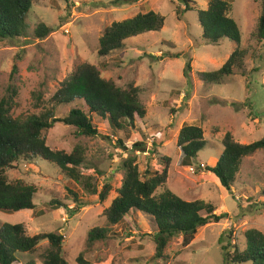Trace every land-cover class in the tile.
<instances>
[{"label":"rangeland","instance_id":"rangeland-1","mask_svg":"<svg viewBox=\"0 0 264 264\" xmlns=\"http://www.w3.org/2000/svg\"><path fill=\"white\" fill-rule=\"evenodd\" d=\"M114 1L119 4L112 5ZM188 1L193 11H182L180 0H37L26 18L25 37L0 42V99L12 98L9 114L13 119L49 110L60 83L83 63L95 66L103 79L118 87H136L146 112L141 122L123 131L111 130L106 121L93 116L98 131L94 138L77 136L74 128L54 124L44 133L47 146L66 154L81 148L84 162L79 171L84 180L72 181L44 161H19L7 172L8 180L37 188L35 208L0 212V228L22 224L31 237L61 235L68 264H80V255L88 264H223L218 244L221 234H225L222 246L227 245L231 231L229 242L239 248L245 245L244 231L256 229L264 234V209L260 206L264 148L242 160L230 194L205 170L223 152L225 134L241 145L264 138V42L257 43L252 37L264 0L229 2L228 14L241 32L245 67L234 70L222 85L204 84L199 74L220 69L236 45L229 40L205 42L197 12L206 10L209 0ZM149 11L164 18L160 31L127 39L122 50L105 58L98 56L99 38L106 28ZM41 24L51 32L37 39L34 32ZM67 112V107L60 106L54 116L60 119ZM183 125L200 127L205 141L189 167L180 164L176 147ZM119 140L128 151L136 143L144 144L145 151L134 154L143 175L166 169V182L156 195L167 189L185 201L203 200L215 214L226 213L227 217L199 229L186 247L180 237L171 240L163 261L154 258L155 225L139 212L128 214L110 228L104 241L89 248L87 234L93 228L106 227L103 211L117 196L124 176L122 162L128 152L118 145ZM104 185L111 190L107 199L100 201L98 193ZM92 189L96 195L88 192ZM54 201L61 207L52 208ZM46 249V242H42L35 253L18 255L15 264H41Z\"/></svg>","mask_w":264,"mask_h":264},{"label":"trees","instance_id":"trees-1","mask_svg":"<svg viewBox=\"0 0 264 264\" xmlns=\"http://www.w3.org/2000/svg\"><path fill=\"white\" fill-rule=\"evenodd\" d=\"M37 0H0V42L24 38L27 32L26 18ZM184 5L182 11H193L188 0H180ZM232 0H209L207 9L197 12V18L202 30V38L210 44H218L229 40L236 45L235 50L221 66L213 72H201L199 79L204 84L222 85L225 79L232 76L234 70L245 67V51L240 50L241 32L237 22L230 18L229 2ZM119 4L118 1L111 3ZM176 16L180 11L176 8ZM164 26V18L153 11L139 13L121 22H114L106 28L99 38L98 56L105 58L120 51L124 41L145 33L158 32ZM50 28L41 24L34 35L43 39L50 34ZM257 43L264 42V1L255 32L252 35ZM187 70L189 65H187ZM15 71V68L13 69ZM52 106L39 115H30L25 119H13L9 112L13 106L11 97L0 99V212L17 213L34 210L33 200L37 193L34 185L23 181L10 182L7 172L19 161L31 162L39 160L56 166L68 179L80 183L83 179L79 168L84 162L83 151L76 148L70 154L53 151L46 144L44 133L54 124L62 123L74 128L76 135L94 138L98 135L93 123V116L106 121L111 130L123 131L134 127L135 123L144 119L146 112L139 99V90L129 86L121 88L112 81L101 77L99 70L88 63L76 67L59 85L51 98ZM68 108L67 114L57 119V107ZM175 115V112L172 111ZM121 140L118 145L124 150ZM205 141L200 127L183 125L178 132L176 147L180 151V164L189 167L203 150ZM223 152L217 162L205 168L217 179L221 189L231 193L232 185L239 172L242 160L264 148V138L248 145L234 141L230 134H225L222 140ZM144 152V144H134L122 162L124 176L117 196L110 206L103 211L106 227L93 228L87 234L86 244L91 248L95 243L104 241L110 228L117 226L128 214L139 212L150 217L155 225L153 240L155 244L154 258L163 261L164 251L169 242L182 238V245L188 246L198 230L209 224L223 221L226 213L215 214L214 208L203 200L185 201L164 190L156 195V191L165 184L166 169L161 173H145L139 171L135 152ZM151 154L155 151L152 149ZM168 163V159L165 160ZM198 169L201 166L197 167ZM84 180V179H83ZM86 181V179H85ZM111 187L104 185L98 193L100 201H105ZM96 195L95 190L88 191ZM261 208L264 209V189L261 192ZM75 199L77 200L76 196ZM78 201V200H77ZM77 201H74L77 203ZM54 209L61 203H50ZM227 245L222 246L225 234H221L218 244L223 252V264H264V234L256 229L243 232L244 247L231 246L229 240L232 232L228 231ZM46 242L47 249L42 255L41 264H68V257L63 250V237L56 233H43L28 236L22 224L3 225L0 228V264H15L18 255L33 254ZM78 263L88 264L78 258ZM27 264H35L29 261Z\"/></svg>","mask_w":264,"mask_h":264},{"label":"built area","instance_id":"built-area-1","mask_svg":"<svg viewBox=\"0 0 264 264\" xmlns=\"http://www.w3.org/2000/svg\"><path fill=\"white\" fill-rule=\"evenodd\" d=\"M191 172L193 173L194 171H193V170H191Z\"/></svg>","mask_w":264,"mask_h":264}]
</instances>
